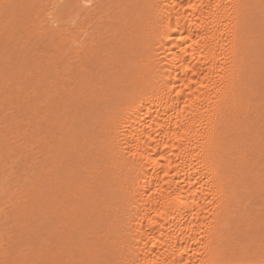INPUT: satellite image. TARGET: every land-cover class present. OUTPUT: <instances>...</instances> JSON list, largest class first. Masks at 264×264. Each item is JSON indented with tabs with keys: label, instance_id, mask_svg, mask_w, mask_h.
Returning a JSON list of instances; mask_svg holds the SVG:
<instances>
[{
	"label": "bare ground",
	"instance_id": "obj_1",
	"mask_svg": "<svg viewBox=\"0 0 264 264\" xmlns=\"http://www.w3.org/2000/svg\"><path fill=\"white\" fill-rule=\"evenodd\" d=\"M258 6L264 12V0H78L77 14L87 26L99 19L102 30L119 24L123 30L114 71L115 84L123 85L121 98L106 101L102 107L107 111L87 131L95 144L90 143L94 151L88 159L102 168L98 173L112 170L102 181H114L125 195L113 201L106 191L91 212L100 211L89 227L97 231L101 226L104 242L98 250L96 243L87 257L101 261L90 264H264V233L256 237L258 243L250 236L242 246L238 243L239 235L255 228L244 223L248 217L241 216L240 208L244 189L248 197L258 189L251 178L260 169L253 166L247 136L262 106L254 89L264 52ZM65 44L57 42V57L66 52ZM60 74L55 70L54 80ZM59 90L65 92L63 86ZM59 101L51 106L57 110L52 109V123L63 141L54 161L73 153L65 172L75 178L65 183L84 190L85 158L74 153L83 145L74 140L81 128L71 129L74 123ZM83 220L75 223L83 226Z\"/></svg>",
	"mask_w": 264,
	"mask_h": 264
},
{
	"label": "rangeland",
	"instance_id": "obj_2",
	"mask_svg": "<svg viewBox=\"0 0 264 264\" xmlns=\"http://www.w3.org/2000/svg\"><path fill=\"white\" fill-rule=\"evenodd\" d=\"M5 4L12 7L6 9L3 7ZM76 9H79L78 0H70V3L67 0H0V262L92 263L90 260L93 258L87 257L95 251L96 243L99 245L98 250L102 248L100 244L104 242L103 229L97 226L98 222L97 231L89 227L90 221L97 219L96 215L100 214V211L99 213L96 211L97 213L92 215L93 209L106 191L111 193L113 201L121 202L125 195L122 188L116 186L114 181H102L105 173L112 170L104 169L103 173H98L102 168H98L93 160L88 159L92 157L91 154L94 151L93 147L91 150L90 147L95 144L91 140L93 133L87 131L91 124H98L94 122L95 117L107 111L106 107H102L106 101L111 103L115 99L114 102H117L121 98L118 95L122 93L123 85L115 84L117 75L114 71L118 64L116 62L117 47L120 49L119 46L123 43L121 40L123 30L120 24L114 25L113 30L108 28L102 30L99 19L95 20L94 25H88V27L85 23L87 21H81ZM256 10L261 16L260 28H263V6H258ZM53 20L56 21L53 22ZM60 41L67 42L64 47L66 52L57 57L60 49L56 47V44ZM107 41L108 44L104 45ZM262 46L264 48V36ZM52 62L55 63L52 64ZM61 64L64 66L61 67ZM65 64H68V67ZM54 66H56L55 69ZM55 70L63 71V74L58 76V81L54 80ZM65 75H67V84ZM256 78L257 84L254 85V89L258 98L257 102H260L262 106L258 108L259 110L257 109L259 114L256 113L253 116L250 133L247 136L252 138L248 143L249 150L253 153L250 155H253L256 162L253 166L260 168L254 171L251 178L254 182L253 186H257L258 189L256 188L254 196L249 197L244 189L246 198L240 208L241 216L244 219L248 217L244 223L250 225L251 222L256 229L246 231L248 234L245 232L246 234L239 235L244 237V241L243 237L239 238V242L237 239L239 246L249 240L248 236L253 239L254 244L258 243L261 238L257 241L256 237L264 233V166H262L264 159L260 156L263 154L264 157V151H262L264 148L262 145L264 144L262 143L264 139L262 136L264 133V119H262L264 117V52L261 53ZM59 82L65 89L62 95L59 90L62 86H59L61 85ZM67 85L69 87H66ZM103 86L106 88L103 89ZM103 94H106L105 97L102 96ZM65 96L67 98L71 96V102ZM57 98L58 101L65 99L67 104L70 103L68 108L66 103L59 101L63 104V108L64 106L67 108V110L64 109V113L69 112L67 116L70 120L72 119L70 123L75 124H72L74 127L71 129L81 128L80 134L74 135V140L83 144V147L80 146L74 153L76 156L81 154L83 159L85 158L82 168L88 172L84 174L83 179L81 178V183L87 180L84 183L86 192L77 189V184L71 187L68 182L65 183L67 179L75 178L67 177L68 173H66L72 163L73 153H62L60 157L58 155L59 162L54 161L55 150L60 149L63 144L60 135L56 133L58 128H55L52 117V109L55 113L56 109L53 107L58 105ZM104 118H106L105 115ZM256 134L260 138L263 137L262 141ZM81 138L85 140L82 141ZM84 142H86L85 145ZM255 147L257 149L262 147L260 149L262 154L259 155L260 151L257 156H254L259 151L255 150ZM63 163L66 167L62 165ZM242 182L245 184L249 181ZM67 184L69 188L66 187ZM96 186L99 190L93 193ZM58 189L62 191L59 192ZM87 196L90 198L87 199ZM65 198L72 202V205H69L73 208L66 205ZM76 206L77 209L74 212L73 209ZM72 212L74 215H71ZM82 215L85 216L84 220L81 218ZM76 216L79 219H72ZM80 219L86 222L83 226L75 223H78ZM254 231L259 234L254 235ZM236 238L237 236L234 237V242ZM86 254L87 259H84ZM94 257V260L99 258L96 255ZM99 260L101 261V258ZM106 264H112V262Z\"/></svg>",
	"mask_w": 264,
	"mask_h": 264
},
{
	"label": "snow or ice",
	"instance_id": "obj_3",
	"mask_svg": "<svg viewBox=\"0 0 264 264\" xmlns=\"http://www.w3.org/2000/svg\"><path fill=\"white\" fill-rule=\"evenodd\" d=\"M3 7L7 9V8L12 7V5L5 4L3 5ZM0 264H20V262L4 261V262H0ZM23 264H28V262L25 261L23 262ZM33 264H46V262L38 261V262H33Z\"/></svg>",
	"mask_w": 264,
	"mask_h": 264
}]
</instances>
